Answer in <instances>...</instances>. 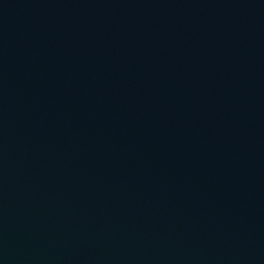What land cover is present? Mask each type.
I'll return each mask as SVG.
<instances>
[{
	"label": "water",
	"instance_id": "water-1",
	"mask_svg": "<svg viewBox=\"0 0 264 264\" xmlns=\"http://www.w3.org/2000/svg\"><path fill=\"white\" fill-rule=\"evenodd\" d=\"M0 264H264V0H0Z\"/></svg>",
	"mask_w": 264,
	"mask_h": 264
}]
</instances>
